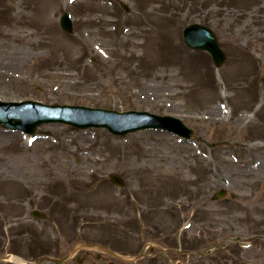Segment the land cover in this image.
Wrapping results in <instances>:
<instances>
[{"label":"rangeland","instance_id":"rangeland-1","mask_svg":"<svg viewBox=\"0 0 264 264\" xmlns=\"http://www.w3.org/2000/svg\"><path fill=\"white\" fill-rule=\"evenodd\" d=\"M66 11L73 34L60 27ZM191 24L218 35L227 53L222 68L185 45ZM0 100L147 111L195 131L188 141L163 130L115 136L47 124L29 142L0 125L3 214L13 215L19 200L28 211L30 190L37 206L57 211L59 231L70 238L78 231L74 212L122 213L110 224L116 230L98 232L115 237L123 257L145 254V263L160 264L154 254L167 244L159 233L188 244L196 227L225 243L242 238L244 253L229 264H264V0H0ZM221 191L226 197L216 199ZM153 200L166 202V211L150 218L158 227L140 239L129 212ZM21 222L46 236L58 231ZM84 234L95 237L97 228ZM21 239L30 254L32 238Z\"/></svg>","mask_w":264,"mask_h":264},{"label":"flooded vegetation","instance_id":"flooded-vegetation-1","mask_svg":"<svg viewBox=\"0 0 264 264\" xmlns=\"http://www.w3.org/2000/svg\"><path fill=\"white\" fill-rule=\"evenodd\" d=\"M27 192L28 196H30L28 202L30 203V209L28 211L24 208V206L27 207V204L22 203L21 200L17 201V209L13 215L3 214L0 211L1 264H6L7 262L18 264L16 260H19L18 258L20 257L34 262L33 264H118V260L126 261V264H152L144 262V259H146L145 254H141L136 259L118 258L117 255L119 253L117 252L115 237L102 240L98 229L105 226L116 230L110 224L116 223L118 221L117 218L123 216L122 213L111 212L102 214L101 210L74 212L71 218L74 220V225L78 226V231L75 234L73 233L70 238L69 230L67 231L63 228L59 231L57 211H53V207L48 205L44 208L37 206L35 204L36 200L33 198L34 193L30 190H27ZM131 201L128 198L127 204L130 206L132 205ZM134 201L141 203L139 200ZM153 201H149L153 202L150 204L143 202L145 205L143 209H135L133 213L132 211L129 212L131 218L128 220V225L132 227L130 228L131 232L136 233L140 239L145 238L143 229H147L148 232L158 227L157 223H151L150 218L158 212L166 211V202L163 203L162 200ZM167 201L175 203L172 200ZM63 215L65 217V214ZM24 220L35 223L47 222L55 225L57 228H53L58 229V231H54L51 236H46L47 232H44L41 228L31 227L28 231V227L21 222ZM92 226L97 228V236L95 237H89V235L84 234L85 230ZM42 228L44 227L42 226ZM159 234L163 237L165 236V243L167 244H165L166 247H160L159 252L154 254V258L157 257L160 264H184L182 260L185 257L191 258L190 264H229L230 256L235 257L236 255L241 259L245 249V243L243 241L240 242L241 240L225 243L224 236L215 238L212 229L200 231L195 227V233L188 240V244L184 243L187 241L186 239L183 241L184 244L179 243L177 240L176 242L172 241L170 235H166V232L161 231ZM170 234L173 237V234ZM112 235H116V232L113 231ZM22 237L32 238L30 241L32 245L30 246L31 253L28 255L23 253L21 247L24 244ZM150 237L156 239L155 237ZM147 249L153 248L148 247Z\"/></svg>","mask_w":264,"mask_h":264},{"label":"water","instance_id":"water-1","mask_svg":"<svg viewBox=\"0 0 264 264\" xmlns=\"http://www.w3.org/2000/svg\"><path fill=\"white\" fill-rule=\"evenodd\" d=\"M61 27L66 33H72L74 30L71 16L67 12L61 18ZM183 37L189 48L208 52L217 68L226 62L227 54L211 28L191 24L184 29ZM50 123L70 125L79 129L106 128L117 136L146 129H162L187 139H191L195 134L181 119L169 115L138 111L119 112L75 105H48L31 100L0 101V124L6 129L34 135L39 126ZM112 181L117 186L123 185L119 175L113 174ZM224 196L225 191L217 195L218 198Z\"/></svg>","mask_w":264,"mask_h":264},{"label":"bare ground","instance_id":"bare-ground-1","mask_svg":"<svg viewBox=\"0 0 264 264\" xmlns=\"http://www.w3.org/2000/svg\"><path fill=\"white\" fill-rule=\"evenodd\" d=\"M71 206V205H70ZM70 206H68V207H70ZM67 207V206H66Z\"/></svg>","mask_w":264,"mask_h":264}]
</instances>
